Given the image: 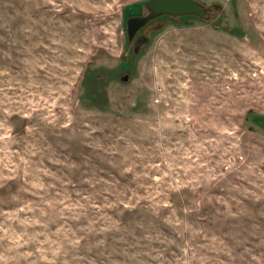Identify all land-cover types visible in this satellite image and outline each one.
<instances>
[{"label": "rangeland", "instance_id": "rangeland-1", "mask_svg": "<svg viewBox=\"0 0 264 264\" xmlns=\"http://www.w3.org/2000/svg\"><path fill=\"white\" fill-rule=\"evenodd\" d=\"M146 1L0 0V264H264V0Z\"/></svg>", "mask_w": 264, "mask_h": 264}, {"label": "water", "instance_id": "water-1", "mask_svg": "<svg viewBox=\"0 0 264 264\" xmlns=\"http://www.w3.org/2000/svg\"><path fill=\"white\" fill-rule=\"evenodd\" d=\"M150 12L143 15V17H129L126 21V28L128 32V40L132 38L134 33L144 25V23L160 12L169 14H195L197 16L204 17L206 11L203 6L199 5L194 0H152L148 5ZM129 75L122 77L123 81H127Z\"/></svg>", "mask_w": 264, "mask_h": 264}, {"label": "flooded vegetation", "instance_id": "flooded-vegetation-1", "mask_svg": "<svg viewBox=\"0 0 264 264\" xmlns=\"http://www.w3.org/2000/svg\"><path fill=\"white\" fill-rule=\"evenodd\" d=\"M151 1L152 0H148V1L144 2L142 7H140L139 12L136 13V14H132L129 17H143V15L148 14V12H150V9H149L148 5H149V3ZM189 15H195V14H190V13H186V14H169V13H165V12H160L157 16H155V17H153L151 19H148L144 23V25L139 27V29L134 33V35L132 36V38L130 40H128V32H127V28H126V25H125L126 34H127V42H128V47H127L128 49H127V52L125 54V57L128 55L131 46H133V52H137L140 49V46L145 43L147 38L143 34L144 33L143 31H144L145 27L147 25H149L152 21L158 20V18L164 17V16H168V17H172V16L173 17H175V16L186 17V16H189ZM198 17H200V16H198ZM205 17H208V12L207 11H206V15L204 16V18Z\"/></svg>", "mask_w": 264, "mask_h": 264}]
</instances>
